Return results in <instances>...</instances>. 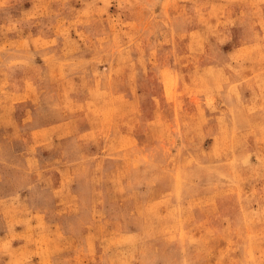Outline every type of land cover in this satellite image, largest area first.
<instances>
[{
    "label": "rangeland",
    "instance_id": "obj_1",
    "mask_svg": "<svg viewBox=\"0 0 264 264\" xmlns=\"http://www.w3.org/2000/svg\"><path fill=\"white\" fill-rule=\"evenodd\" d=\"M0 264H264V0H0Z\"/></svg>",
    "mask_w": 264,
    "mask_h": 264
}]
</instances>
